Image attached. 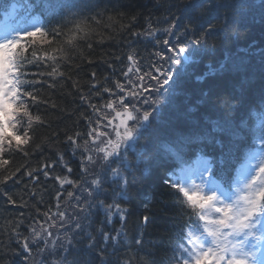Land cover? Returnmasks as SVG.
I'll return each mask as SVG.
<instances>
[{"label":"trees","instance_id":"obj_1","mask_svg":"<svg viewBox=\"0 0 264 264\" xmlns=\"http://www.w3.org/2000/svg\"><path fill=\"white\" fill-rule=\"evenodd\" d=\"M23 2L0 0V22ZM27 2L35 5L37 0ZM40 3L56 7H36L31 14L19 8L16 12L49 33L57 27L67 32L85 21L83 31L87 34L77 41L76 48L67 49L66 62H59L62 77L53 80L48 75H30L51 71L43 65L24 69L30 73L24 79L43 81L23 88L44 101L32 104L29 100L28 104L31 114L45 123L33 124V140L23 148L27 155L14 151V140H10L13 150L0 154L9 160L0 168V179L16 173L0 184V264H177L185 230L194 226L196 219L192 210L181 203L180 194L165 182L170 183L171 176L192 165L199 156L209 162L210 177L229 189L239 166L253 149L260 132L257 122L264 121V0ZM169 26L170 33L163 31ZM42 39L37 37V49ZM164 40L169 42L167 46ZM43 47L50 46L45 43ZM168 47L176 49L177 55L172 56ZM180 47L187 50L185 56L179 55ZM157 53L166 59H160ZM129 56L141 75L155 74L159 69L172 80L147 97L160 101L155 109L145 99L125 101L135 103L141 111L151 110L153 116L139 136L137 150L124 151L128 168L120 166V177L111 179L100 162L92 170L82 165L85 156L81 150L88 140L90 124L95 127L102 121L91 105L106 117L107 108L100 105L116 98L103 88L115 92L113 81L129 88L128 78L123 75L129 67ZM147 86L154 87L155 82ZM116 96L123 93L117 92ZM69 137L75 139V145ZM48 164L52 167H45ZM82 166L88 171L82 172ZM63 177L77 184L81 199L77 207H73L76 190L57 183V178ZM94 179L100 181L99 189L92 188ZM68 192L73 193V200ZM108 205L118 206L122 212L113 213L109 220ZM69 207L73 215L68 214ZM81 207L86 211H80ZM60 211L66 217L63 239L54 250L44 248L41 252L43 246L29 242V229L37 225L36 221L48 220L43 213H49L59 224L61 221L51 212ZM144 217L147 221L141 223ZM25 238L31 254L24 252L18 242Z\"/></svg>","mask_w":264,"mask_h":264},{"label":"snow or ice","instance_id":"obj_2","mask_svg":"<svg viewBox=\"0 0 264 264\" xmlns=\"http://www.w3.org/2000/svg\"><path fill=\"white\" fill-rule=\"evenodd\" d=\"M36 7L51 8L56 7L47 3H40L37 0L35 5L28 3L24 0L18 6L19 9L24 10L31 14L32 10ZM61 7H66L62 5ZM14 6L13 13L18 10ZM100 23L99 20L95 21ZM85 21L76 23L67 32H62L60 27L53 29L51 33L44 30L41 26L33 25L31 28L23 27L19 24L15 25H0V154L11 149V141L7 139L11 135L12 140L16 142L14 151L22 152L24 155L28 153L23 150L24 146L30 144L33 140L31 129L33 124H44L45 121L40 116H33L29 111L31 105L28 101L31 100L32 104L43 103L33 92H28L23 88L25 84H42L40 79L26 80L23 77L30 73L24 71L29 65L39 67L43 65L44 69L51 68V71H41L39 73H31L32 76L48 75L53 80L57 76H63L64 73L59 71V62H66V53L69 48H76L77 41L84 39L86 32L83 31ZM165 32H171L172 27L169 26L163 29ZM137 35V33H133ZM155 35V33H151ZM32 38V42H28V38ZM37 37L43 38L40 49H37ZM51 37V38H49ZM59 37V41L56 38ZM103 42V41H99ZM49 45L48 49H44V44ZM165 46L169 44L167 40L163 42ZM198 43V41H193ZM52 45H56L52 47ZM91 46V45H89ZM31 50V51H30ZM186 49L180 47L178 53L180 56H185ZM168 52L172 56L177 55V50L168 47ZM160 59H166L160 56ZM129 67L124 72V76L128 78L126 83L131 85L132 80H139L141 83L131 86L126 89L125 84L113 81L115 84V92L109 88H103L104 92L109 93L110 97L106 104L100 105V108H107L110 113L114 115L105 117L101 114L95 105L91 108L101 120L107 119L108 131L104 132L100 129L103 125L97 123L95 127L90 124V134L88 140L85 141L87 145L89 142L95 147L86 148L87 152L96 153L99 156L100 163L108 165L112 158H119L122 168H128L127 157L124 154L125 149L135 152L137 150V143L139 136L146 130L150 123V117L153 116L151 110L141 111L135 103L126 104V100H138L144 92H158L159 89L164 88L172 80V76L159 70H155V74L144 73L141 75L137 71V65L132 56H129ZM172 63H179L177 60H172ZM132 74V75H130ZM164 76L165 79L161 80L159 77ZM151 79L155 82L154 87H147L145 78ZM49 87L53 85L49 84ZM96 87L95 84L92 85ZM137 89L139 91H137ZM117 92H122L123 96H116ZM87 102V101H85ZM145 103L151 104L155 109L160 101L148 100L145 98ZM55 107V105H50ZM116 121V123H114ZM132 122L129 125V122ZM9 125L12 131L9 132ZM259 127L264 129V121H261ZM22 129L20 134L17 132ZM112 134V136L109 135ZM94 134V135H93ZM79 135V133H77ZM114 136V138H113ZM72 144H76L75 139L68 138ZM7 144L9 147H3ZM39 146H37L38 150ZM264 149L258 153L250 154V159L240 169V178L234 182L230 191H225L214 180L205 175L211 170L209 162L197 157L198 164L201 167V183L188 184L187 180H172L166 181L168 187L178 192L183 198L181 203L192 210L193 216L198 221L195 228L191 225L185 230L184 242L180 247V255L177 256V264H264ZM253 163V160H257ZM96 157L87 155L82 165L95 164ZM63 164V161H61ZM182 163V162H181ZM9 164L8 159H3L0 155V168ZM45 167H52L51 164ZM19 171V169H17ZM33 171H36L35 169ZM43 171V169H40ZM70 172L71 169H68ZM82 172H87L85 166L81 167ZM182 171H186L183 170ZM31 176V172L24 173ZM47 177V173H44ZM16 175L13 172L11 175L0 179V184L7 183ZM112 175L119 177L121 175L120 169H112ZM35 179V177H33ZM57 183L63 187L65 184L71 185L73 188L77 184L67 177L57 178ZM123 187V185H121ZM92 188L99 189L100 181L92 180ZM85 191H88L85 189ZM91 196L92 192H88ZM68 197L72 198L73 193L68 192ZM79 200V197H76ZM9 203H12L9 198ZM57 208L60 205L57 204ZM75 207V205H73ZM103 207V205H101ZM80 211H86L80 208ZM51 211V210H49ZM109 220L113 213H121L122 210L115 205H108L106 209ZM47 219H51L49 213H43ZM51 216L58 217L60 221H65V213L51 212ZM74 219V217H72ZM121 215V220H123ZM147 221L144 217L141 223ZM37 230L36 225L30 227L29 231L33 233L32 242L38 240H47L48 228L56 227L53 224H40ZM79 227V225H77ZM15 234V233H14ZM50 235V234H49ZM25 240H19L24 252L30 253V248ZM107 240L108 237L105 236ZM113 241L116 237H111ZM140 243L139 240L136 241ZM44 252V248H40ZM125 264H128L126 261Z\"/></svg>","mask_w":264,"mask_h":264},{"label":"rangeland","instance_id":"obj_3","mask_svg":"<svg viewBox=\"0 0 264 264\" xmlns=\"http://www.w3.org/2000/svg\"><path fill=\"white\" fill-rule=\"evenodd\" d=\"M15 24H19V25H21L23 27H29V28H31V26H33V25H37V23L34 20L30 19V21L27 22V21L23 20L22 17L17 12L13 13V11H10L8 14L4 15V18H3L2 22H0V25H15ZM130 75H132V74H130ZM145 81H146V86H147V83L149 84L153 80L148 79L146 77ZM139 83H141L139 80H132L131 85H129V84L128 85H129V88H130L131 86H134V85L139 84ZM137 91H139V90L137 89ZM147 97H150V92H144L143 95L138 100L140 102H142ZM106 111H107L106 117H110V116L114 115L113 113H110L108 111V109H106ZM98 123L104 126V127H102L100 129L101 131H104V132L108 131V127H110V126L107 125V119L102 120L101 122H98ZM114 123H116V121H114ZM131 124H132V122L130 121L129 125H131ZM259 125H258V128H259L260 132L257 135V138H256L255 144L253 146V149L249 153H247V155L245 156V158L242 161L241 165L239 166L238 171H237V175L235 177L234 182L237 181L240 178V169L250 159V154L258 153V152H260L261 149H264V129H261L259 127ZM11 131H12V129H11V126L9 125V132H11ZM89 134H90V132H89ZM109 135L112 136L111 133H109ZM113 138H114V136H113ZM7 139L8 140H12L11 135H8ZM14 142H15V140H14ZM91 147H95V146L91 145V143L89 142L87 145L85 144L82 147V150H81V152L83 153L85 158H86L87 155H93L94 157H96V161L97 162L95 164L88 165L90 170L94 169L96 167L97 163L100 162L98 154L90 153V152L86 151V148H91ZM262 155H264V153H262ZM252 162L253 163H257L258 159L257 160H253ZM120 166L121 165H120V162H119V158H112L109 161V164L105 165V168L111 174V179H118L120 177V176L119 177H114L112 175V169H117ZM184 170H186V171H181L179 174L171 177L172 180H185L186 179L188 184H190V185L191 184H199V183H201L200 173H201L202 169H201V167L198 164V160H195L192 165L187 166ZM102 174H104V173H101V175ZM205 175L208 176L209 178H211L208 172L205 173ZM172 180H171V182H172ZM234 182H233V184H234ZM233 184L231 185V187L228 190L227 189H224V190L225 191H230L231 188L233 187ZM74 189L76 190V193H75V198H76V197L79 196L80 191H79L78 188H74ZM73 199H74V197L72 198V200ZM89 199H90V197L88 196V200ZM80 201H81V199L77 200V201H74L73 205H75V207H77L78 204H80L79 203ZM86 203H88V202H86ZM68 214L73 215V210L70 207L68 208ZM53 223L56 225V227H49L48 228V234L42 233V235H48V239L47 240H38V241L32 242L33 233H31V236L29 238V242L33 246L34 245L35 246L41 245V246H43V248L54 250L57 247V245L60 243V241L63 239V235H64V232H65V227L64 226L66 225V222L61 221L59 224H57L54 220L48 219L44 223H40V224L48 225V224H53ZM197 224H198V221L196 220L195 225L192 226V227L195 228L197 226ZM39 227H40V225H36L37 230H39ZM183 242H184V240H183ZM39 264H43V263L40 262Z\"/></svg>","mask_w":264,"mask_h":264},{"label":"bare ground","instance_id":"obj_4","mask_svg":"<svg viewBox=\"0 0 264 264\" xmlns=\"http://www.w3.org/2000/svg\"><path fill=\"white\" fill-rule=\"evenodd\" d=\"M261 123V121H258L257 124L259 125Z\"/></svg>","mask_w":264,"mask_h":264}]
</instances>
